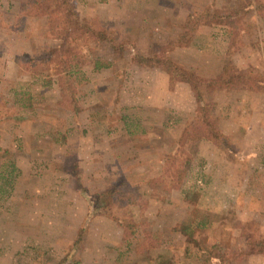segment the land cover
<instances>
[{"label": "rangeland", "instance_id": "1", "mask_svg": "<svg viewBox=\"0 0 264 264\" xmlns=\"http://www.w3.org/2000/svg\"><path fill=\"white\" fill-rule=\"evenodd\" d=\"M25 1L0 0V172L11 162L16 174L0 180V264H153L154 253L171 264H264V0H71L80 19L126 44L115 58L104 44L66 43L86 78L75 114L54 84L17 73L15 58L57 43L45 19H19ZM210 10L174 44L188 15ZM169 44L168 58L203 82L223 66L239 73L226 91L200 86L202 121L186 85L169 88L164 73L131 62ZM24 87L23 113L12 92ZM207 125L217 140L194 139ZM114 182L125 185L112 218L89 216L88 197ZM143 233L152 247L136 253ZM252 241L263 250L248 253Z\"/></svg>", "mask_w": 264, "mask_h": 264}, {"label": "trees", "instance_id": "2", "mask_svg": "<svg viewBox=\"0 0 264 264\" xmlns=\"http://www.w3.org/2000/svg\"><path fill=\"white\" fill-rule=\"evenodd\" d=\"M19 10L22 12L19 19L27 17L32 19H45L47 28L50 29V32H53V38L57 43L50 47L48 51L38 59H28L23 57H20L19 59L15 58L18 75L24 72L27 78H29L30 84H38L39 88L49 87L51 84H54L58 89L60 102L65 110L72 114L77 113L80 110V94L78 90L79 87L86 82V78L81 70V65L78 61V54L68 52L67 49H65L66 43L68 41H76L77 39L79 40L80 48L83 50H89L91 45L97 43L104 44L107 45L111 55L115 58L121 56L122 51L126 48V44L123 42L115 43L113 38L109 36L104 29H94L88 24V22L80 19L74 10V4L71 0H26L20 5ZM209 13H212V11H207L203 15H188L185 18V23L188 22V26L185 25L187 27L183 29L181 32L182 34L175 40L174 44L185 42V37L187 39L190 38L194 33V28L202 24L199 20L200 17L206 18L209 16ZM194 16L195 19L193 20ZM223 16V14L218 16L215 12V15L211 16L215 21H212L210 24L220 29L221 34L223 35L222 37L228 45L229 37H231L232 34L228 32V25L218 20L219 17ZM231 18L232 16H227L226 22L230 23ZM174 44H169L164 47L153 45L151 54L138 55V57L131 59V62L139 67L158 69L164 73L169 88L174 84L186 85L191 92L196 105L195 117L202 121L205 119V116L204 108L201 106L202 94L200 86L201 88H204V90H207V92L208 89H211V91H226V89L232 86V80H234L235 77H239V73L232 68L233 75L229 72L226 66H223L216 76L203 82L197 76L179 68L168 58L166 53L174 46ZM106 67H108V64H102L98 61L93 62V68L95 70ZM20 90L21 91L12 92L13 105H16L20 111L24 113L27 110H30L31 95L25 87ZM10 118L15 119L12 116H10ZM195 123H198V121ZM196 126L197 124L191 125L188 130L190 131ZM203 132L202 136H194L193 138L199 139L205 137L208 140L214 141L220 136L219 133L214 131L213 125H207L203 129ZM187 133L190 134L188 131H183V137H186ZM7 166L10 167V170H8ZM5 168V175L0 172V180L6 185H11L12 181L10 178L13 180L16 177V174L12 175L14 165L10 162ZM179 175L180 171L177 168L174 170V178L176 180L175 186L180 182V180L177 179ZM124 185L125 184L122 182H114L93 196L88 197L87 203L89 205L88 209L90 210L89 216L100 215L112 218L111 210L116 199L124 194ZM125 229L130 230V227H125L123 232ZM147 236V234L143 233L140 234L138 239L137 237L134 239L135 244L133 245V250H135L136 253L148 251V248L152 247L148 242V239H146ZM124 241L127 246L130 245V240L126 238V235ZM261 244L262 242L259 243L258 241H252V244H249L247 252L262 251L263 246L261 247ZM149 257H152L153 264H171V260L164 258L161 254L154 253Z\"/></svg>", "mask_w": 264, "mask_h": 264}]
</instances>
